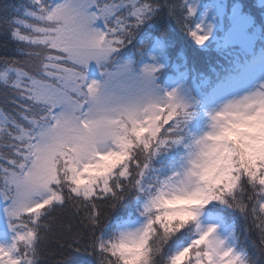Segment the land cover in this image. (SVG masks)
<instances>
[{"label":"snow or ice","instance_id":"1","mask_svg":"<svg viewBox=\"0 0 264 264\" xmlns=\"http://www.w3.org/2000/svg\"><path fill=\"white\" fill-rule=\"evenodd\" d=\"M15 8L0 18L16 43L15 56H0V92L13 105L0 108V264H46L54 237L85 264H264V83L194 130V109L156 92L155 65L121 58L154 15L187 20L193 6ZM187 28L197 44L212 30Z\"/></svg>","mask_w":264,"mask_h":264},{"label":"trees","instance_id":"2","mask_svg":"<svg viewBox=\"0 0 264 264\" xmlns=\"http://www.w3.org/2000/svg\"><path fill=\"white\" fill-rule=\"evenodd\" d=\"M191 0H185L189 3ZM203 5L210 0H202ZM26 0H0V18L19 15L15 6L25 3ZM173 2V0H169ZM224 7L223 27L216 31L213 39L203 44H197L188 34L187 25L197 23V18L203 7L187 20L181 17L178 11L169 15L167 11L154 15L137 29L131 40L121 50L123 60L132 61L134 68H138L146 59L147 54L155 43H159L165 55V64L155 72V83L162 88L166 79L180 77L193 99L191 107L194 115L190 124L197 121L199 115L198 104L207 97L210 90L218 83L235 78L246 68L253 57L264 52V0H219ZM248 21L244 29L245 36L252 37L250 51L239 44L226 41L227 30L231 24L232 10ZM178 17H180L178 19ZM16 43L0 33V56H15ZM137 70V69H136ZM0 108L11 110L10 99L0 92ZM72 211L65 213L67 220ZM79 217L73 222L78 223ZM250 247V246H249ZM46 264H55V261L64 259L65 264H85L86 258L66 246L56 243V237L44 248Z\"/></svg>","mask_w":264,"mask_h":264},{"label":"rangeland","instance_id":"3","mask_svg":"<svg viewBox=\"0 0 264 264\" xmlns=\"http://www.w3.org/2000/svg\"><path fill=\"white\" fill-rule=\"evenodd\" d=\"M194 12H197L199 8L203 7L198 15L197 23H203L205 25L211 24L212 30L206 41L213 39L216 35V31L223 27L224 21V7L219 0H210L209 3L203 5L202 0H191L189 2ZM231 24L226 34V41L230 43L239 44L247 51L251 50L252 37H246L244 33L245 27L248 25V21L240 15L236 8L232 10ZM205 41V42H206ZM131 61L129 59H126ZM166 62L165 55L159 43H155L153 48L147 54L145 61L135 68L139 70L145 64H153L156 66V71L162 67ZM132 63V61H131ZM155 71V72H156ZM155 73L153 74L152 84L156 92L163 94L165 92L175 91L178 97L188 103L190 106L193 104V99L190 96L188 89L185 85L184 79L180 77L166 79L165 85L160 88L155 83ZM261 83H264V52H260L257 56L253 57L252 62L244 68L239 75L233 79H229L225 82L218 83L213 89L210 90L207 97L198 104L199 115L196 123L192 124L194 130H199L207 121V113L215 107H218L225 100L235 95L243 94L249 91Z\"/></svg>","mask_w":264,"mask_h":264}]
</instances>
